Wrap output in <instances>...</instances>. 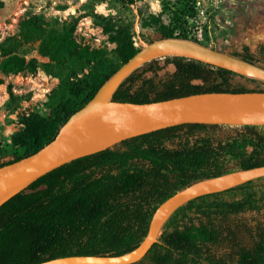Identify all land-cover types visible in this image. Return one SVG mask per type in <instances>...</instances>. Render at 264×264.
<instances>
[{
	"label": "trees",
	"instance_id": "obj_1",
	"mask_svg": "<svg viewBox=\"0 0 264 264\" xmlns=\"http://www.w3.org/2000/svg\"><path fill=\"white\" fill-rule=\"evenodd\" d=\"M117 1L130 6L141 0ZM171 13L169 24L159 26V39L188 40L182 14ZM23 25L30 34L40 35L38 53L48 60L42 64L45 73L64 69L69 58L75 63L62 79L59 111L52 118L23 117L24 128L11 137L19 150L11 160L0 161V167L48 144L64 122L139 51L127 27L106 24L103 31L114 44L117 60L109 67L105 52L76 42L74 27L45 31L36 18ZM0 56L3 76L37 71L34 58L26 60L8 48H2ZM231 56L257 65L264 47L254 55L244 46L241 54ZM163 58L174 66L173 73L159 77V58L152 59L120 84L112 101L144 104L200 93L264 92V82L184 57ZM235 77L242 82L236 83ZM216 129L232 133L208 134ZM259 166H264V126L184 124L125 140L49 172L5 202L0 207V264L126 254L144 239L155 209L175 192L197 181ZM263 180L179 207L165 222L158 242L135 264H264V230L253 232L231 223L234 217L261 209ZM241 229L249 238L246 244L237 238ZM220 247L225 252H216Z\"/></svg>",
	"mask_w": 264,
	"mask_h": 264
},
{
	"label": "rangeland",
	"instance_id": "obj_2",
	"mask_svg": "<svg viewBox=\"0 0 264 264\" xmlns=\"http://www.w3.org/2000/svg\"><path fill=\"white\" fill-rule=\"evenodd\" d=\"M175 11L182 14L185 23L181 21V26L188 40L201 46L229 55L241 54L244 46L249 53L257 55L258 49L264 47V0H141L130 6L117 0H0V52L8 48L38 63L33 74L3 76L0 73L3 80L0 84V161L11 160L19 150L11 137L24 128L23 117L33 114L52 118L59 111L61 82L72 69L68 70V66L75 63L69 58L64 69L54 68L51 74L45 73L42 64L48 60L38 53L40 35L30 34L24 28L25 21L36 18L45 31L74 27L73 35L80 46L105 52L108 65L116 66L114 44L109 42L103 26L127 27L134 46L141 49L159 39V26H167L171 12ZM256 60L264 68V57L258 56ZM159 63L162 67L159 77L174 72V66L165 63L163 57ZM234 81L242 82L237 77ZM229 133H232L230 129L208 131L215 136ZM260 184L264 185V180ZM231 223L232 227L244 226L253 232L257 228L264 230V204L258 212L241 214L232 218ZM237 238L243 244L249 242L242 229ZM225 249L220 247L216 252L223 253Z\"/></svg>",
	"mask_w": 264,
	"mask_h": 264
},
{
	"label": "water",
	"instance_id": "obj_3",
	"mask_svg": "<svg viewBox=\"0 0 264 264\" xmlns=\"http://www.w3.org/2000/svg\"><path fill=\"white\" fill-rule=\"evenodd\" d=\"M169 56L184 57L264 82V68L190 40L165 38L144 45L64 122L48 144L32 155L0 167V207L49 172L137 136L184 124L264 126V92L200 93L144 104L112 101L120 84L137 68L152 59ZM260 178H264V166L197 181L175 192L155 209L144 239L126 254L66 256L37 264H135L158 242L165 222L179 207Z\"/></svg>",
	"mask_w": 264,
	"mask_h": 264
}]
</instances>
